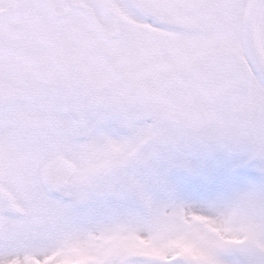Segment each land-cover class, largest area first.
<instances>
[{"label": "snow or ice", "instance_id": "6c2138e0", "mask_svg": "<svg viewBox=\"0 0 264 264\" xmlns=\"http://www.w3.org/2000/svg\"><path fill=\"white\" fill-rule=\"evenodd\" d=\"M0 264H264V0H0Z\"/></svg>", "mask_w": 264, "mask_h": 264}]
</instances>
